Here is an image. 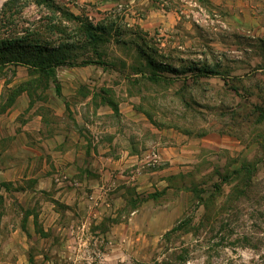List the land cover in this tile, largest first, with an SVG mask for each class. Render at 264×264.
I'll return each mask as SVG.
<instances>
[{
    "label": "rangeland",
    "instance_id": "1",
    "mask_svg": "<svg viewBox=\"0 0 264 264\" xmlns=\"http://www.w3.org/2000/svg\"><path fill=\"white\" fill-rule=\"evenodd\" d=\"M56 1L80 21L34 4L12 19L56 17L61 44L43 55L71 63L55 69L60 93L38 70L0 66L13 132L0 160L19 166L12 216L0 202L18 247L3 236L0 258L264 264V0Z\"/></svg>",
    "mask_w": 264,
    "mask_h": 264
},
{
    "label": "trees",
    "instance_id": "2",
    "mask_svg": "<svg viewBox=\"0 0 264 264\" xmlns=\"http://www.w3.org/2000/svg\"><path fill=\"white\" fill-rule=\"evenodd\" d=\"M29 4L49 7L52 8V11L57 10L61 15H64L68 21H80V18L77 15L62 8L56 0H5L0 8V32L6 33L11 37L0 38V66L23 65L27 68L38 70L44 75L50 77L55 84L56 93L59 94L60 87L55 77V69L58 66L71 63H69L68 60L58 58L56 55H52L49 59H46L43 54L55 51L56 42L61 44L60 42L63 37L59 34L62 30L59 26L55 25V21H53V19H56L55 16L50 18L52 21H49V25L48 23H46L45 26L40 23L37 25L32 24L31 29L23 27L18 30V27L13 23L14 20L12 18L16 13H20L21 10ZM99 26L100 25H93L89 21L84 25V34H82V36H85L87 42L91 43L93 47H97L98 42L103 40V38L96 32V28H99ZM46 30L51 32L52 35L56 34V32L59 33L54 37L52 35L45 36L44 33ZM20 32L22 35L17 34ZM33 53L36 54V56H33ZM89 62H91V60H83L77 64ZM93 62L106 68V63L104 61L100 60ZM202 72L208 73L204 70ZM262 114L264 116V112H262ZM237 172L238 171H235L234 173L236 174Z\"/></svg>",
    "mask_w": 264,
    "mask_h": 264
},
{
    "label": "crops",
    "instance_id": "3",
    "mask_svg": "<svg viewBox=\"0 0 264 264\" xmlns=\"http://www.w3.org/2000/svg\"><path fill=\"white\" fill-rule=\"evenodd\" d=\"M4 1L5 0H0V8H1ZM76 1L89 3V2H97L98 0H76ZM113 1L114 0H103V1H101V5L113 4L114 3ZM17 68H25L26 70H28L26 67H21L19 65L17 66ZM17 68L15 69V74L18 72ZM4 84H5V79L3 76L0 75V95H1ZM5 113H6L5 110L0 108V143L2 142V140L5 137L11 138L12 134H13V132H11V131H9V133H5V131L3 130L2 115H5ZM7 134H9V135H7ZM24 134L25 133H23V135ZM25 142H26V140H25ZM7 147L5 148L6 150H4V152H6L7 154H12L15 151V147H14L13 143L10 142V146L8 148ZM22 147L28 148L24 144L22 145ZM0 152H1V149H0ZM4 152H2V153H4ZM1 162L2 161L0 160V172H2V176L0 177V202L3 203L4 215L5 216H12L14 213V210L12 209V203H13L12 193H15L12 186H17V183H15L16 181H15L12 174L15 170H17V168L19 166H17L16 162H14L10 157L9 158L7 157V162L5 164H1ZM23 166L25 167L26 163ZM22 169H23V167H22ZM62 178L63 177L61 176L58 179L59 183H61V184L63 182ZM45 181L48 182L47 180H45ZM27 190L28 189L26 188V186H23V188H21V190L16 191V193H23L25 191L27 192ZM63 192L64 191H62V193ZM56 198L59 200H63L64 197L61 195H56ZM1 233H4V235H1ZM17 234L18 233L16 230H13V228H9V231L7 229L0 231V238H2L3 236L9 237V239L11 240V243L15 242V246L12 247L13 249H15L14 247H16V246L18 247V245L16 243L17 241H15V239L19 238ZM27 248H28V245H27L26 249ZM27 250H29V249H27ZM0 264H60V263H56L54 258H49L47 260L46 259L39 260V259H35V258H30L28 256V253H27V257L23 258V259L12 258V259H8V260H3L0 258Z\"/></svg>",
    "mask_w": 264,
    "mask_h": 264
}]
</instances>
